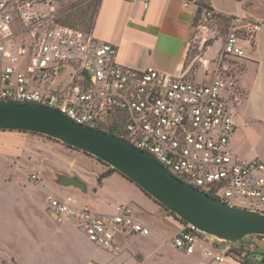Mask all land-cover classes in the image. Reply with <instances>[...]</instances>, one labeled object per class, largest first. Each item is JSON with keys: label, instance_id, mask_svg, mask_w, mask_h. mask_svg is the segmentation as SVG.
<instances>
[{"label": "built area", "instance_id": "1", "mask_svg": "<svg viewBox=\"0 0 264 264\" xmlns=\"http://www.w3.org/2000/svg\"><path fill=\"white\" fill-rule=\"evenodd\" d=\"M143 1L146 6L149 0ZM50 2L0 0V103L46 106L79 125L112 131L184 183L227 205L264 211V163L242 159L230 147L236 98L229 95L225 74L215 70L211 81L202 83L120 64L115 46L90 32L40 20L39 6ZM216 18L206 10L200 15L201 22ZM242 30V20L231 18L221 57L244 56ZM258 30L255 25L253 31ZM48 209L57 220H72L92 244L112 254L120 250L119 238L150 234L126 204L97 213L50 197ZM178 223L170 239L176 251L191 255L204 247L203 256L216 264L241 260L234 246Z\"/></svg>", "mask_w": 264, "mask_h": 264}, {"label": "crops", "instance_id": "2", "mask_svg": "<svg viewBox=\"0 0 264 264\" xmlns=\"http://www.w3.org/2000/svg\"><path fill=\"white\" fill-rule=\"evenodd\" d=\"M205 2L212 10L211 12L216 15L240 18L242 25L249 33H252V41L242 38L240 42L244 56L238 60L243 64L240 67L237 66L236 70L228 75L224 73L226 70L224 65L217 64L212 69L222 49L223 39L216 56L209 59L208 51L215 42L219 41L211 42V39H208L209 36L194 33L196 29L194 21L198 11L195 0H149L146 6L143 0H101L90 33L98 41L115 46L117 61L123 65L138 69L152 68L173 76L183 74L186 78L189 76L191 80L202 83L210 82L215 70L225 74L224 79L229 85V91L231 90L232 97L236 98L232 103L236 129L230 140V147L242 159L249 161L257 159L264 163V154L241 151V144L236 135L240 123L258 124L264 127V0H205ZM45 7L51 6H39L40 9ZM255 25L259 27L258 31H253ZM199 37L202 39L199 40ZM194 40L198 41L197 48L200 50L198 57L204 69L202 71L201 68L197 69L193 76H190L187 60ZM207 40L208 44L204 45ZM241 95H243L242 98ZM31 141L30 134L0 131V264L32 263V252L38 243L35 234L31 231L37 221L36 216L16 211L20 205L19 195L25 192L32 182L27 179L20 180L23 179L19 174L22 170L20 164L28 168L37 167L31 163L32 157L27 158L33 151L30 148ZM68 155L75 159L72 163L84 160V156L94 159L75 150ZM24 160L28 163L24 164ZM98 163V165H92L93 176L90 178V183L82 181L78 174L71 170L56 169L51 180L57 185L53 189L54 194L48 196V206L50 197L77 207H86L97 213L107 212V210H109L107 213H111L115 206L126 204L132 206L146 224L142 217L143 212L135 203L144 205L150 198L118 173L104 178L98 186V176L107 169L104 164L99 161ZM37 170L41 174L39 180L41 182L43 181L42 171L38 167ZM65 177L80 179L86 187V192L62 186L60 181ZM110 183L116 185L121 191L117 192L113 202L106 206L108 209H103L99 196ZM47 210L50 212L48 208ZM43 217L49 221L56 220L51 213L43 214ZM66 220L56 221L62 224ZM172 221L178 228V221ZM136 238H119L120 250L117 254L94 246L106 255H110L111 260L123 264V257L127 255L124 251L126 252L127 245L135 242ZM203 250L204 247H198L193 254L186 256L203 257L209 263H213L203 256ZM226 261L223 263L230 264ZM234 262L241 264L240 261L234 260ZM259 262L261 261H247V264H261ZM95 264L99 263L95 262Z\"/></svg>", "mask_w": 264, "mask_h": 264}, {"label": "rangeland", "instance_id": "3", "mask_svg": "<svg viewBox=\"0 0 264 264\" xmlns=\"http://www.w3.org/2000/svg\"><path fill=\"white\" fill-rule=\"evenodd\" d=\"M95 0H51L50 6L40 9L37 13L39 19H44L46 23L51 25L56 24L53 20L60 18L64 13L74 10L79 7H90L88 14L90 15L94 10ZM201 3V0L197 1ZM43 16H46L43 18ZM205 25L207 29H202L199 26ZM194 33L201 36H209L211 42H215L211 49L207 53V58L213 59L216 56L218 50L221 47V40L225 35V29L222 26L216 25L214 22H201L200 17L195 22ZM209 29V32H208ZM19 32L23 30L18 28ZM240 36L246 40L252 38L249 37L247 29L241 31ZM199 40L202 37L198 38ZM198 41L194 40L190 53L188 55L187 67L189 68V75L193 76L197 69L201 68L199 60L200 50H198ZM208 44L207 42L204 44ZM214 69L217 64L224 65L226 70L224 73L227 75L236 70L237 66L243 64L242 61L231 57H221V51H219V57L214 61ZM208 69V68H207ZM188 80L191 78L188 76ZM230 97H232V91H229ZM243 95H241V98ZM237 140L241 144V151L250 153H261L264 154V127L258 124H239L237 130ZM32 139V146L30 147L33 151L27 156L31 163L37 165L42 171L41 174L37 172V167L33 166L28 168L23 166L21 163V172L19 174L23 179L29 180L30 186L25 192L19 195L20 205L16 211L19 213H25L29 215H35L37 221L31 228L33 234H35L38 243L35 250L32 252V263L30 264H119L118 261H113L110 255H106L105 252L96 248L85 235L76 228L72 220H66L62 224L56 220H45L43 214H49L48 196L54 194V187L56 183L52 182L51 178L54 175L56 169L71 170L78 174V177L84 182L90 183V178L93 176V166L98 165V161L90 159L84 156V160L76 161L72 156L68 155L72 153V149L46 137L37 136L30 134ZM232 138V137H231ZM80 155V154H79ZM28 163L27 160L23 162ZM30 163V162H29ZM92 163V164H91ZM36 169H35V168ZM107 167V166H106ZM91 169V170H90ZM38 181V182H37ZM37 182V183H35ZM57 182V180H55ZM121 190L113 183L107 184L106 188L99 196L101 207L108 209L109 204L113 202L117 192ZM139 210L143 212L142 217L146 221V226L150 229V234L146 237H137L135 242L129 243L126 247V253L123 258V264H216L209 263L203 257L197 258L195 256L182 255L170 244V239L177 230L176 225L172 220H178L171 216V214L153 202L152 199L148 200L146 204L135 203ZM109 212V210H107ZM101 212V213H107ZM179 221V220H178ZM27 231V230H26ZM247 241L256 243L264 247V239L252 237L248 238ZM128 250V251H127ZM123 253V254H124ZM122 255V254H121ZM244 260V259H242ZM236 260V261H242ZM230 264H236L234 260H227ZM222 264V263H220ZM226 264V263H223Z\"/></svg>", "mask_w": 264, "mask_h": 264}, {"label": "water", "instance_id": "4", "mask_svg": "<svg viewBox=\"0 0 264 264\" xmlns=\"http://www.w3.org/2000/svg\"><path fill=\"white\" fill-rule=\"evenodd\" d=\"M0 131L32 133L80 151L114 169L178 220L228 246L247 247L245 261L264 259V250H252L245 242L248 236L264 237V211L222 203L172 176L152 156L121 138L79 125L54 108L9 102L0 103ZM60 184L86 192L77 177H65Z\"/></svg>", "mask_w": 264, "mask_h": 264}, {"label": "trees", "instance_id": "5", "mask_svg": "<svg viewBox=\"0 0 264 264\" xmlns=\"http://www.w3.org/2000/svg\"><path fill=\"white\" fill-rule=\"evenodd\" d=\"M100 1L101 0H95L94 5H93L94 10L92 11V13L90 15L88 14L90 7H79V8H76L74 10H70V11L64 13V15H62L60 18H58L56 20H53V22L56 24H62V25L69 26L72 28L80 29V30L85 31V32H90L92 30V27L94 24L95 15L97 13ZM197 1L198 0H195L198 11H197V16L195 18L194 24H195L196 20L199 18L200 14L202 13L203 10L212 11L209 8V6L206 4L205 0H201L202 1L201 3H198ZM216 17L217 18H216V21L214 23L216 25L222 26L224 29L227 28V26L230 23V19L232 18V17H228V18L221 17L219 15H216ZM248 35L250 38H252V33L248 32ZM15 132H18V131H15ZM18 133L32 134V133H27V132H18ZM110 133H113V132L110 131ZM32 135H36V134H32ZM37 136H39V135H37ZM66 147H68V146H66ZM68 148H70V147H68ZM70 149H72V148H70ZM72 150H75V149H72ZM75 151H77V150H75ZM106 168H107L106 171L104 173L100 174L97 178V185L98 186L101 185V182L104 178H107L108 176H110L113 173H117L114 169H112L110 167H106ZM171 216H173V215L171 214ZM252 237H256V238H260V239L264 238L261 236H248V237H246V239L252 238ZM234 247L237 250V255L242 260L244 255H245V252H244L245 247H243V246H234ZM240 262H241V264H247V261H245V260H242ZM259 263L264 264V259H262V261Z\"/></svg>", "mask_w": 264, "mask_h": 264}, {"label": "flooded vegetation", "instance_id": "6", "mask_svg": "<svg viewBox=\"0 0 264 264\" xmlns=\"http://www.w3.org/2000/svg\"><path fill=\"white\" fill-rule=\"evenodd\" d=\"M246 244L247 245H251L252 246V250H258V251H261V250H264V247H260V246H255V245H258L256 243H253V242H249L247 241V239L245 240ZM245 247V246H244ZM246 249V251L248 250L247 247L244 248V250ZM252 258L248 259V261H251ZM256 261H262V259L260 258H255Z\"/></svg>", "mask_w": 264, "mask_h": 264}]
</instances>
